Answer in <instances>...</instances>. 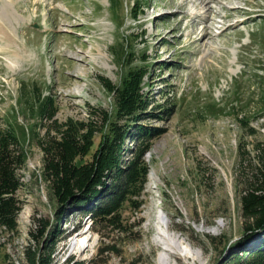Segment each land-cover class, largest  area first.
I'll return each instance as SVG.
<instances>
[{
  "label": "rangeland",
  "instance_id": "rangeland-1",
  "mask_svg": "<svg viewBox=\"0 0 264 264\" xmlns=\"http://www.w3.org/2000/svg\"><path fill=\"white\" fill-rule=\"evenodd\" d=\"M0 24V118L20 108L23 91L28 98L51 94L54 123L93 121L99 137L103 112L116 113L102 80L120 85L129 66L113 53L127 40L132 67L149 71L148 118L138 124L162 131L145 155L140 209L126 203L120 211L126 231L108 223L93 230L89 215L57 224L59 205L43 178L38 143L51 122L21 116L38 137L19 171L16 227H0V264H30L29 249L57 241L54 264H221L244 236L241 197L264 154V0H0ZM132 146L127 139L125 147ZM129 158L126 151L123 160ZM42 222L49 225L43 236ZM85 230L94 245L74 253ZM177 240L199 258L168 259ZM105 244L120 254L97 257Z\"/></svg>",
  "mask_w": 264,
  "mask_h": 264
},
{
  "label": "trees",
  "instance_id": "trees-1",
  "mask_svg": "<svg viewBox=\"0 0 264 264\" xmlns=\"http://www.w3.org/2000/svg\"><path fill=\"white\" fill-rule=\"evenodd\" d=\"M133 13L136 14L137 10L134 9ZM134 55L127 40L119 53H113L123 64L126 62L129 69L123 74L120 85L102 80L105 89L113 94L116 119L103 112L99 137L93 121L54 123L52 119L57 111L51 94H36L28 98V93L23 91L20 108L12 110L8 120L0 118V121H5L0 122V227L14 230L16 217L21 210L16 197L22 188L19 171L28 160L27 144L38 137L36 130L19 121L27 113L52 125L38 143L45 155L43 178L59 205L57 224L72 214H82L90 216L93 230L105 223L124 230L120 224V211L126 203L132 204L136 211L140 209L142 204L138 199L142 197L149 175L145 155L152 146L153 137L162 133L159 129L138 124L141 119L148 118L146 111L149 102L145 96L144 81L149 71L148 66L132 67ZM261 104L264 106V95ZM226 109L220 108V111L224 113ZM120 121H124V124L120 125ZM127 139L133 142L129 149L125 147ZM126 151L131 155L127 161L123 160ZM89 155L91 160L84 162ZM258 163L254 181L241 197L246 224L244 236L221 264H264V154ZM38 226L40 235H45L49 225L42 222ZM79 228L74 227L73 231ZM58 244L57 241L51 246H44V251L34 253L29 249L26 254L30 264H54L52 257ZM112 252L120 254L115 245L105 244L99 249L97 257ZM67 264L81 263H74L70 258Z\"/></svg>",
  "mask_w": 264,
  "mask_h": 264
},
{
  "label": "bare ground",
  "instance_id": "bare-ground-1",
  "mask_svg": "<svg viewBox=\"0 0 264 264\" xmlns=\"http://www.w3.org/2000/svg\"><path fill=\"white\" fill-rule=\"evenodd\" d=\"M6 30L3 28V26L0 24V34H5ZM203 37H205L209 32L206 30V28L203 30ZM10 37V35L7 33ZM90 221V220H88ZM88 230V229H86ZM83 231L79 236H77L76 244L73 247L74 253H83L86 249L91 248L94 245L93 239L90 237L89 231ZM169 248L166 249L167 257L168 259L174 255L180 256L185 263L195 261L199 258V255L196 254L192 248L184 243L181 240L175 241L174 244H169ZM164 264H170L169 262H166Z\"/></svg>",
  "mask_w": 264,
  "mask_h": 264
}]
</instances>
